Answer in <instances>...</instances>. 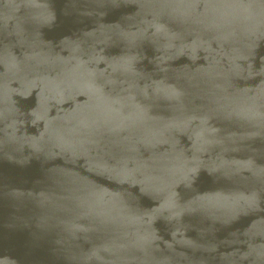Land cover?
Returning <instances> with one entry per match:
<instances>
[{
	"label": "water",
	"instance_id": "95a60500",
	"mask_svg": "<svg viewBox=\"0 0 264 264\" xmlns=\"http://www.w3.org/2000/svg\"><path fill=\"white\" fill-rule=\"evenodd\" d=\"M0 264H264V0H0Z\"/></svg>",
	"mask_w": 264,
	"mask_h": 264
}]
</instances>
